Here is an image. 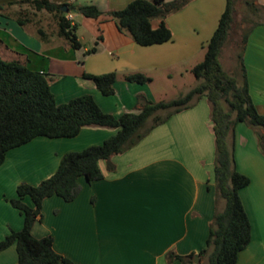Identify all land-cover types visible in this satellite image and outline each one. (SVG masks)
<instances>
[{
  "label": "crops",
  "instance_id": "1",
  "mask_svg": "<svg viewBox=\"0 0 264 264\" xmlns=\"http://www.w3.org/2000/svg\"><path fill=\"white\" fill-rule=\"evenodd\" d=\"M17 1L21 0H0L1 58L48 73L57 103L90 93L104 112L114 115L137 111L134 106L142 92L138 83L121 85L127 96L123 99L117 87L122 82L117 78L115 93L105 96L84 72L120 70L125 78L133 72L127 70L137 65H170L195 55L216 29L226 2L191 0L165 18L172 39L150 46L136 44L105 15L95 19L74 14L81 47L73 49L57 36L52 14L35 11L27 4L8 5ZM49 1L94 4L107 12L123 9L132 0ZM258 2L264 5V0ZM18 11L28 12L31 21L19 24ZM43 12L55 21L53 29H46L48 23L43 27ZM158 23L159 19L152 21L154 27ZM85 31L91 43L101 36L94 53L85 54L90 48L83 43ZM243 62L251 99L264 115V24L249 34ZM115 133L116 129L109 127H84L74 137L39 136L7 151L0 165V240L23 227V216L9 201L16 197L18 184H38L56 171L65 153L101 144ZM234 156L237 170L250 179L239 195L251 224V240L235 264H264V156L256 132L243 122L235 127ZM214 157L209 103L202 97L193 107L153 128L136 145L114 155V170L109 171L106 161L100 160L103 177L91 182L80 177L81 189L74 200L47 197L32 234L52 236L54 250L75 264H199L213 215L224 205L216 199ZM25 201L31 204L29 197ZM170 252L172 258L167 257ZM188 254H194L192 262L176 257ZM0 264H18L15 245L0 252Z\"/></svg>",
  "mask_w": 264,
  "mask_h": 264
},
{
  "label": "trees",
  "instance_id": "2",
  "mask_svg": "<svg viewBox=\"0 0 264 264\" xmlns=\"http://www.w3.org/2000/svg\"><path fill=\"white\" fill-rule=\"evenodd\" d=\"M191 0H132L123 9L103 12L94 4H56L49 0H21L12 4H27L35 11H46L56 18L57 36L66 40L71 48L79 49L81 43L75 33L76 25H70L66 13L60 8L68 7V12L90 18L103 15L111 19L120 32L131 36L140 46L162 44L172 39V31L165 22L167 15L181 10ZM244 1L253 12L264 11V5L257 0H226L216 29L207 41L203 59L191 68L197 84L185 94L168 100L152 101L143 94L137 95L135 109L119 115L104 112L90 93L57 103L51 90L49 74L29 68L17 60H4L0 56V165L7 151L21 146L32 139L74 137L84 127H109L116 133L101 144L90 145L80 151L65 153L56 171L33 185L21 182L16 188V197L11 205L23 216V227L11 230L0 240V252L11 245L16 246L18 264H75L69 258L57 253L50 235L35 237L32 226L41 218L43 201L57 195L65 201L74 200L80 192L79 178L87 181L101 179L103 174L99 161L105 160L107 169L114 170L111 159L136 145L156 126L164 123L172 115L193 107L202 97L209 103L210 120L215 141L214 179L216 199L224 202L212 218L206 247L201 250L204 258L199 264H235L240 251L251 240V224L243 207L239 191L247 186L250 179L236 168L235 127L243 122L258 136L259 148L264 156V115L254 105L250 93L243 53L249 34L264 24V13H259L261 21L256 22L242 34L236 58L240 77L229 73L223 66L220 55L235 28L237 2ZM256 6V7H255ZM2 8V7H0ZM16 19L24 25L31 21L28 12L18 11ZM153 19H159L156 27ZM43 37V31L38 29ZM85 54L96 52V45ZM84 77L93 80L97 89L105 96L115 93L117 73L101 74L84 72ZM128 82L144 84L150 80L140 72L125 76ZM164 112V115L161 114ZM29 197L31 204L25 198ZM173 253L167 257L172 258ZM182 262H192L194 254L176 256Z\"/></svg>",
  "mask_w": 264,
  "mask_h": 264
},
{
  "label": "rangeland",
  "instance_id": "3",
  "mask_svg": "<svg viewBox=\"0 0 264 264\" xmlns=\"http://www.w3.org/2000/svg\"><path fill=\"white\" fill-rule=\"evenodd\" d=\"M236 5L237 9L235 13V28L232 31L230 39L222 50L220 60L229 73L239 78L240 72L236 53L239 51L242 34L247 30V28H250L256 22L261 21V18H259V13L263 14L264 11L258 10L259 12H253L252 9L244 4V1H238ZM41 14L43 27L46 28V24L48 23L50 24V28L48 27L46 29H53L55 21L52 19V17L46 16L47 13L44 12ZM84 37V45H87L90 48L95 45L94 42L91 43V38L88 31H85ZM97 46L98 45H96V47ZM204 51L205 48L195 55L192 54L193 56L186 55L185 57H182L180 61L174 62L170 65L156 64L151 65L148 68L137 65V68L134 67L132 70H130V68L127 71H133L131 73L140 72L150 78V80L144 84L138 83V87L142 89L141 94H143L147 99L155 102L168 101L185 94L197 84V79L191 72V68L203 59ZM104 57L108 58V55L104 54ZM111 58H113V56H111ZM115 72L117 73L118 79L120 80L119 82H122L117 84L119 94H121L123 99H127V96L124 94V89L122 91L120 90L122 88L121 85L126 82L125 78L122 76L123 72L120 70ZM133 85L137 86V83L133 82L131 86ZM161 114L164 115V112Z\"/></svg>",
  "mask_w": 264,
  "mask_h": 264
},
{
  "label": "built area",
  "instance_id": "4",
  "mask_svg": "<svg viewBox=\"0 0 264 264\" xmlns=\"http://www.w3.org/2000/svg\"><path fill=\"white\" fill-rule=\"evenodd\" d=\"M66 19L70 21V25L72 26L74 24V13L72 12H67L66 13Z\"/></svg>",
  "mask_w": 264,
  "mask_h": 264
},
{
  "label": "water",
  "instance_id": "5",
  "mask_svg": "<svg viewBox=\"0 0 264 264\" xmlns=\"http://www.w3.org/2000/svg\"><path fill=\"white\" fill-rule=\"evenodd\" d=\"M63 12L67 13L68 12V7L66 5L61 6L60 8ZM197 258V257H196Z\"/></svg>",
  "mask_w": 264,
  "mask_h": 264
}]
</instances>
